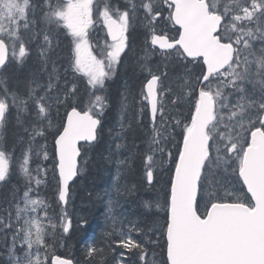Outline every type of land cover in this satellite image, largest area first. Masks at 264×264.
<instances>
[{"label":"snow or ice","instance_id":"obj_1","mask_svg":"<svg viewBox=\"0 0 264 264\" xmlns=\"http://www.w3.org/2000/svg\"><path fill=\"white\" fill-rule=\"evenodd\" d=\"M97 22L106 29V39L94 52L90 29ZM136 24L144 29L146 55L159 53L169 61L165 70L143 64L148 75L141 92L151 121L143 160L148 184L153 183L157 157H166L171 165L163 202L145 203L164 214L151 229L154 243L163 237L164 264H264V0H0V70L25 65L34 54L46 64L57 35L63 34L70 38V68L86 78L89 92L82 107L75 84L58 91L53 67L46 84L31 82L35 86L28 87L26 98L7 87L0 94V130L12 108L18 120L30 109L35 113L24 129L28 144L19 161L25 190L14 212L0 217V229L12 232L10 259L13 264H73L54 253L49 261L52 244L47 238L56 224L50 205L37 193L41 185L55 181L58 219L66 233L71 220L65 208L81 172L82 148L98 144L103 136L102 117L109 106L103 94L106 82L132 52ZM40 39L43 43L34 53V42ZM172 66L185 70L173 101L177 107L187 103L183 119V113L165 112L161 96L166 69ZM62 106L65 115L54 125L52 113ZM120 128L123 132V118ZM48 135H53L51 180L42 163L50 158ZM38 138L44 143L37 144ZM122 147L114 144L115 149ZM107 150L113 154L112 147ZM33 155L41 161L34 169ZM15 164L12 151L0 146V183L9 180ZM217 171L233 175L240 187L210 180ZM140 231L133 225L116 236L112 243L123 251L114 257L115 264H131L127 253H134L138 264H147V249L134 235ZM17 241L23 256L15 253ZM94 254L104 250L91 245L87 255Z\"/></svg>","mask_w":264,"mask_h":264},{"label":"trees","instance_id":"obj_2","mask_svg":"<svg viewBox=\"0 0 264 264\" xmlns=\"http://www.w3.org/2000/svg\"><path fill=\"white\" fill-rule=\"evenodd\" d=\"M37 13H39V9H37ZM134 28L132 52L128 53L127 58L124 59L125 66H128L126 76L117 80L118 75L115 74L114 77L106 82L105 92L103 94L109 98V106L102 117V125L104 128L105 124L109 125L118 120L119 110L115 99L124 89L131 90L132 97L133 95L137 97L139 104L134 105L132 103L130 105L131 109H129L127 114L129 126L125 130V142L130 154L127 155L128 158L123 166L121 176L124 184V192H126L127 197V201H124L123 206L126 217H131V221L129 222L132 225H138L142 230L134 233L138 241H143L146 249L150 250L152 247L153 251L157 250L164 262L166 254L163 237H159L158 245L154 242L153 245L151 242L155 239L151 234V229L160 220L158 217H163L164 214L163 212L157 214L155 209L149 210L145 207V203L163 202L169 186L168 182L171 175L169 169L171 165L167 162L162 167L160 164H157V167L154 169L155 181L151 185L148 184L145 177L146 169L143 160L146 153V142L150 139L151 121L150 111L146 106V102L142 101L141 97L148 73L141 69L143 64H147L152 69L160 68L161 70H165V65L169 64V61L163 59L159 53H149L146 55L147 46L144 42L143 26L136 24ZM90 33V40L93 46H100L102 38L104 37L101 24L93 26ZM42 43V39L34 42V53H38L39 45ZM69 55L70 38L63 34L57 35L54 46L49 51L46 64H42L40 57L34 54L33 59L29 60L25 65L20 66L13 63L9 64L6 69L0 70V81L3 82L0 83V94H2L3 88L7 87L10 92H15L21 98H26L28 87L30 85L35 86L31 84L33 71H35L33 74L36 75L35 81L43 85L46 77L54 67L56 71L52 74L58 77L57 90L64 92L67 88H71L75 84L77 88L76 101L82 107H86L89 99L88 87L85 83L86 80H83L84 78L80 74L73 73L68 62L70 59ZM145 55L149 58L143 62V56L145 57ZM55 64H57L56 67ZM166 70L167 77L163 81L165 83L163 95L166 98V102L164 103L165 112L170 116H178L180 113H183L182 116H179V118L183 119L188 115L187 103L185 102L182 107H177L173 101L176 100V95L180 91V85L182 83L180 78L185 75V70L179 66H172ZM123 79H127V84H125V81L123 82ZM168 89H171V91H168ZM142 108L143 112L139 114V109L141 111ZM61 109L58 113L56 111L54 112V115L59 116L55 125H58L65 115V107L62 106ZM28 117L29 114H26L18 120L16 109L12 108L8 114L4 129L0 131V146L12 151L15 161L21 159L22 152L27 148L28 133L24 129L30 127V118ZM157 123H159V115ZM52 131L54 133V129ZM104 134L98 144L87 145L85 148H82L83 153L80 159L81 172L71 187V194L76 193L78 190L77 195L75 194L74 199L71 201V206L75 204L76 200L81 203L82 215L81 218H76L73 221L74 228L66 233L63 232L62 227L56 225L54 234H50L47 238L48 242L52 244L49 250V261H51V254L54 253L55 255L72 259L76 264H115L114 257L118 258V253L123 251L112 243L118 233L110 218L109 205L107 204L106 197L108 188L113 182L114 170L113 164L107 160H103L106 156L100 153L101 143L105 139ZM176 139H179V136ZM39 143H44V141L38 138L37 144ZM47 146L50 156L47 162H49V179L51 180L53 168L51 159L53 135H48ZM87 147L93 149H91L92 155L90 156L93 165L86 170L87 175L82 179L81 177L85 169L84 164L87 161ZM171 150L173 156H175V149L172 148ZM161 170L164 174L161 173ZM54 184L55 181H52L51 185H49L48 194L51 195V203H56L53 206L61 212V209L58 208L61 206L56 202L54 197ZM12 195L13 192L10 184L8 182L0 183V209H6L8 206L6 203L9 202ZM57 205L59 206L56 207ZM85 221L86 223H84ZM6 240L0 230V264H13V261L4 251L3 244ZM91 245L103 249L104 254H94L92 257H89L87 255V249ZM126 256L127 261H131V264H138V257L134 253H127Z\"/></svg>","mask_w":264,"mask_h":264},{"label":"rangeland","instance_id":"obj_3","mask_svg":"<svg viewBox=\"0 0 264 264\" xmlns=\"http://www.w3.org/2000/svg\"><path fill=\"white\" fill-rule=\"evenodd\" d=\"M113 2L117 3V4H123L126 2V0H113ZM97 24H100V23L97 22L94 25H97ZM101 26H103V25L101 24ZM104 32H105V28H104ZM90 35H91V33H90ZM102 43H100V46H102ZM257 47H259V45H257ZM93 50H94V52H98L99 47L97 45H95V46H93ZM33 57H34V55H33ZM33 57H32V59H33ZM148 58L149 57H147L146 55H145V57L143 56V62H145ZM32 59H30V60H32ZM56 66H57V64H55V67ZM127 67L128 66H125L124 60H123L122 65L117 69V72H116V74L118 75L117 80L122 79L126 76ZM52 70L49 74H52ZM141 70H143V66H142ZM33 73H35V71H33ZM33 73H32V81L35 80V77H36V75ZM49 74H48V76H49ZM77 74H79V73H77ZM47 77H46L45 83H43V85L47 83V81H48ZM30 80H31V78H30ZM84 80H86V78H84ZM124 81H125V84H127V79H123V82ZM85 83L87 84V82H85ZM164 86H165V83H164ZM248 87H249V89H251L252 86L249 85ZM104 92H105V90H104ZM161 96H162L163 103H165L166 98L163 95V93L161 94ZM124 97H127L126 101H125ZM115 102H116V105L118 106V110H119L118 120H116L112 124H109V125L105 124L106 126L104 125L105 139L101 143L102 146L100 148V153H102L104 156H106V158H104L103 160H107L109 163L113 164V170H114L113 177H112L113 182H112L111 186L108 188L106 200H107V204L109 205L108 210H109L110 218L112 219L113 224L116 227L117 233L119 234L121 231H126L131 226H133L129 222V221H131V217H126L125 208L123 206L124 201H127V197H126V192H124L125 191L124 190V184H123V181L121 179L124 164H120L119 162L121 160L126 162L127 158H128L127 155L130 154L127 150L126 142H125V130L129 126L127 114H128L129 109H131L130 105H132V103L134 105L135 104L138 105L139 100L134 95L132 97L131 90L129 91V90L124 89L123 91L120 92V94H118L117 98L115 99ZM59 110H62L61 107ZM54 112H55V110L52 113V120H53V124L55 125V122H56V120L59 119V116L54 115ZM140 112L141 111L139 109V114H140ZM34 115H35V113L30 110L28 118H30V117L33 118ZM121 118H123V122L125 124V128H124L123 132H121V128H120ZM29 124L30 125L32 124V119H29ZM117 133H121L120 138H117ZM116 143L123 144V147L120 149H115L114 144H116ZM109 147L113 148V154H111V155H110L109 151L107 150ZM145 147H146V152H147V142H146ZM91 149L92 148H90V147L86 148V154H87L86 160L87 161H85V164H84L85 169H84V172H83L82 177H81L82 179H84V177L87 175L86 170H88L90 168V166L93 165V162H91V158H90V156L92 155V150H93V149L92 150ZM161 159L164 160L163 164L159 163V161ZM19 161H20V159L16 161V164L13 168V171L10 175V178L7 181L11 186V190L13 192V195L10 197L9 202L6 203L8 205L6 207V209H0V217L6 216L7 213L10 211L14 212V204L19 202L20 197L23 195V192L25 190V180L19 171ZM157 161H158V164H160L162 167L167 162V158L166 157L165 158L157 157ZM38 163H41V161L39 160V158H37L33 155L32 163H31L30 167L34 169L35 167H37ZM42 163H43L44 167L48 168L49 162L43 161ZM118 169H119V177L117 176ZM49 172H50V170H49ZM161 173L164 174L162 170H161ZM145 177H146V175H145ZM210 180H214L215 182L223 181V182L229 183L230 186L234 185L236 188L240 187V185L235 181V178L233 175L228 174V173H223L222 171H217L214 174V176L210 177ZM154 181H155V179H153V182ZM117 189H118V191H117ZM48 192H49V185H41L37 194L39 195V197L41 199L45 200L50 205V208L48 211H49V216L51 217L52 222L55 223L57 226L59 225L60 227H62L63 221L58 219V217L61 216V212L53 206L56 203H51V199H50L51 195L48 194ZM77 193H78V190L74 194L70 193L69 204H68V205H70V207H68V205H67L66 209H65V211L67 212L68 219L71 220V227L69 228L68 231H70V230H72V228H74L73 221L76 218L77 219L81 218V215H82L81 203H79L76 200L75 204H73L71 206V201H72V199H74L75 194L77 195ZM0 203H1V200H0ZM58 206L59 205H57L56 207H58ZM58 208L61 209V207H58ZM158 218H160V220H158V221L162 222V217H158ZM156 226H157V224H156ZM0 230L2 232L3 237H5V239H7L3 245H4L5 253L10 258V253H11V250L13 249L12 232H9V231L4 230V229H0ZM151 242L154 245L153 241H151ZM147 252H148V255L146 257L147 264H164L163 259L158 254L157 250L153 251L152 247H151L150 250L147 249ZM15 253L17 256H23L24 250H23V248H21L19 246V241H17ZM43 254H44V252L42 251L41 255H43Z\"/></svg>","mask_w":264,"mask_h":264},{"label":"flooded vegetation","instance_id":"obj_4","mask_svg":"<svg viewBox=\"0 0 264 264\" xmlns=\"http://www.w3.org/2000/svg\"><path fill=\"white\" fill-rule=\"evenodd\" d=\"M93 26H95V25H93ZM102 28H103V35H104V37L102 38V41H101V43H102V45L104 44V42H105V39H106V29H105V32H104V27L102 26ZM94 29H95V27H94ZM93 31V30H92ZM109 39V38H108ZM69 62V61H68ZM84 80V79H83Z\"/></svg>","mask_w":264,"mask_h":264},{"label":"water","instance_id":"obj_5","mask_svg":"<svg viewBox=\"0 0 264 264\" xmlns=\"http://www.w3.org/2000/svg\"><path fill=\"white\" fill-rule=\"evenodd\" d=\"M109 39H110V38H109ZM84 143H85V142H83V141L81 142L82 145H83ZM81 155H82V154H81ZM77 178H78V177H77ZM76 180H77V179H76ZM76 180H75V181H76ZM75 181H74V182H75ZM74 182H73V183H74ZM71 186H72V185H71ZM70 191H71V187H70ZM58 256H60V255H58ZM61 257L64 258V259H69V258H66V257H63V256H61ZM71 260H72V259H71ZM72 261H73V260H72ZM73 264H76V263L73 261Z\"/></svg>","mask_w":264,"mask_h":264}]
</instances>
